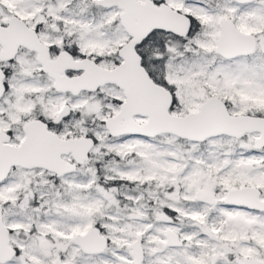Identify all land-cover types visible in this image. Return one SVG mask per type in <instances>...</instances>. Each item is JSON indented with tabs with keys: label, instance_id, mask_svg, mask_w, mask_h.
I'll list each match as a JSON object with an SVG mask.
<instances>
[{
	"label": "rangeland",
	"instance_id": "rangeland-1",
	"mask_svg": "<svg viewBox=\"0 0 264 264\" xmlns=\"http://www.w3.org/2000/svg\"><path fill=\"white\" fill-rule=\"evenodd\" d=\"M163 1L194 17L201 31L183 43L164 38L165 50L156 46L161 34L147 41L153 45L148 71L173 92L176 111L171 112L197 111L215 95L233 114L264 116V0ZM119 13L99 7L96 0H0V24L12 14L19 16L55 52L64 41L56 34L65 28L76 35L79 57L103 68L117 65L118 49L129 39ZM224 18L256 36L255 54L225 60L214 52ZM4 68L10 74L0 100V128L14 133L12 143L23 140L21 126L34 111L52 122L68 105L70 114L61 122L59 135L91 133L95 156L108 152L119 158L102 180L144 186L142 191L101 185L91 165L100 161L96 157L60 178L44 169L14 168L0 184V203L18 253L4 264H50L55 258L75 264H134L128 245L137 235L142 236V264H243L247 258H264V212L223 201L230 189L243 186L258 188L264 200V148L253 146L258 134L240 139L221 135L203 142H179L169 134L109 138L100 122L117 113L124 100L116 86L89 95L56 92L35 53L27 50H20ZM92 227L108 240L100 253H85L72 241ZM168 229L179 234L181 246L165 244ZM42 240L51 243L49 249L41 247Z\"/></svg>",
	"mask_w": 264,
	"mask_h": 264
},
{
	"label": "water",
	"instance_id": "water-1",
	"mask_svg": "<svg viewBox=\"0 0 264 264\" xmlns=\"http://www.w3.org/2000/svg\"><path fill=\"white\" fill-rule=\"evenodd\" d=\"M239 4L255 0H233ZM101 8L120 10L119 21L129 39L118 49L119 63L113 68H103L89 57H75L62 50L52 58L50 46L44 43L36 29L29 26L17 15H10L6 24H0V99L6 86L5 64L16 59L21 48L35 53L41 70L53 80L56 92L70 93L96 92L106 85H114L123 93L118 111L104 120V127L110 137L139 136L155 138L169 134L190 142H203L216 136H229L240 139L246 134L256 133L253 146L264 148V116L233 114L226 102L215 95L203 100L197 111L178 115L171 112L174 94L166 86L156 82L137 52L141 44L153 31H162L178 37H186L191 29L190 15L180 12L166 2L153 0H96ZM257 41L253 34L239 30L232 19L220 21V33L216 41L215 53L230 59L249 56L255 53ZM73 71L76 75H67ZM70 113L65 105L55 116L61 121ZM137 117L144 119L138 122ZM23 140L19 144L11 142L9 133L0 128V184L7 180L13 168H41L58 177L73 173L77 165L87 162L95 146L93 137L62 138L50 130L41 119H31L22 125ZM71 156L73 162L68 160ZM224 203L264 212L261 191L253 186L230 189ZM166 245L179 247L180 236L175 231H166ZM141 235L129 245L134 264H142L144 253ZM83 252L100 253L108 245V240L92 227L85 234L72 238ZM43 249H49L47 240L41 241ZM17 254L11 245L10 230L3 222L0 203V264L13 259ZM50 264H75L55 258ZM243 264H264L263 259H245Z\"/></svg>",
	"mask_w": 264,
	"mask_h": 264
},
{
	"label": "trees",
	"instance_id": "trees-1",
	"mask_svg": "<svg viewBox=\"0 0 264 264\" xmlns=\"http://www.w3.org/2000/svg\"><path fill=\"white\" fill-rule=\"evenodd\" d=\"M217 1H221V0H217ZM212 3H214V2H212ZM197 26H198L197 23H195V24L193 23V26L191 27L190 32H189V35L187 37L197 36V35H199L201 33L200 29L197 28ZM56 35H61L63 37V39H64L63 44L60 47V50H65V51L69 52L70 54H72L75 57L76 56L78 57L80 55L79 54L78 47H77V44H76V35L75 34L74 35H69L68 34V30H66L64 28V30L62 32H59ZM153 36H155V34H152L151 33L148 36V38L146 39V41L152 40L153 39ZM166 40H171L170 41L171 43L172 42L180 43L181 41H185L186 38H184V39L182 38L181 39V38H178V37L169 36V37H166ZM20 50H25V49L21 48ZM32 54H34V53L32 52ZM142 64L147 68V71H148L147 60H143L142 61ZM5 72H6L7 75L10 74L8 72V70H6V68H5ZM160 84H161V82H160ZM6 93L3 95V97L6 95ZM85 94L89 95L90 92H85ZM174 102H175V100H174ZM175 104L173 103V106L171 108V111L172 110L173 111H176V107L174 106ZM29 118L30 119H32V118H41V119H44V117H43V115H42V113L40 111H34V114L31 115ZM103 127H104V123L103 122H100V128H103ZM88 136H91L92 137L91 133ZM109 138H111V137L109 136ZM178 141L179 142H182V139H178ZM92 157L93 158L96 157L98 160H100L98 162H92L91 165H92V167H93V169H94V171L96 173V176L98 177V181L101 183V185H103V186H109V184H114V186H120V187H124V188L130 187V188H134V189H138V190H142V191L144 190V186H137L135 183H129L127 181H122V180L113 181V182H108L107 181L109 184L106 183V181H103L102 180V178L105 175L104 174V171H106V168L109 165L115 164L116 161L119 160V158L118 157H115L113 154L108 153V152H105V153H103L102 155H99V156H95V153L92 150V152L90 153L89 160L87 162H85V163H89L90 162V159Z\"/></svg>",
	"mask_w": 264,
	"mask_h": 264
},
{
	"label": "flooded vegetation",
	"instance_id": "flooded-vegetation-1",
	"mask_svg": "<svg viewBox=\"0 0 264 264\" xmlns=\"http://www.w3.org/2000/svg\"><path fill=\"white\" fill-rule=\"evenodd\" d=\"M155 3H159V2H164L163 0H153ZM191 17V20H192V25H191V27L193 26V23L195 24L196 23V19L194 18V17H192V16H190ZM190 32V31H189ZM152 34H157V33H159V34H161L162 35V37H163V39H162V37L158 40V44L156 45V46H158L159 48H160V50H165L166 49V47H165V45H164V38H166V37H169V36H174V37H178V36H175V35H172V34H167V33H164V32H162V31H153V32H151ZM150 33V34H151ZM149 34V35H150ZM252 34V33H251ZM188 35H189V33H188ZM187 35V36H188ZM254 35V34H253ZM186 36V37H187ZM219 36V35H218ZM255 36V35H254ZM186 37H184V38H186ZM148 38V37H147ZM178 38H181L182 39V37H178ZM183 38V39H184ZM218 38V37H217ZM255 38H256V36H255ZM217 41V40H216ZM256 41H257V38H256ZM180 43H183V41H181ZM147 46V47H146ZM153 45H150V44H148L147 43V41H146V39L141 43V44H139L138 46H137V52L139 53V55L141 56V58H142V61L143 60H149L150 58H151V55H152V53H153V50H152V47ZM257 46H258V44H257ZM256 50H257V48H256ZM50 51H51V57L52 58H54L56 55H57V53L58 52H60V51H62V50H59V51H57V52H55V51H53V49L51 48V46H50ZM214 52H215V49H214ZM256 52V51H255ZM53 54H55L54 56H53ZM255 54V53H254ZM218 55V54H217ZM253 55V54H252ZM220 56V55H219ZM249 56H251V55H249ZM77 57V56H76ZM79 57V56H78ZM222 59H225V60H232V59H235V58H238V57H248V56H237V57H235V58H230V59H226V58H223L222 56H220ZM119 63V62H118ZM117 63V64H118ZM4 68V67H3ZM146 68V67H145ZM147 69V68H146ZM6 73V72H5ZM150 73V72H149ZM77 73H75V72H73V71H67V75H76ZM151 75V74H150ZM152 77V76H151ZM7 78H8V75L6 74V79H5V81H4V83H5V86H6V91H5V93L7 92V90H8V84H7ZM153 78V77H152ZM154 79V78H153ZM155 80V79H154ZM53 81V80H52ZM156 82H158L157 80H155ZM158 83H160V82H158ZM162 85H164V86H166L164 83H161ZM167 87V86H166ZM168 88V87H167ZM169 89V88H168ZM4 93V94H5ZM81 93H85V92H81ZM80 93V94H81ZM70 94V93H69ZM1 100V99H0ZM174 100H175V98H174ZM227 104V103H226ZM228 106V105H227ZM70 114V113H69ZM69 116V115H68ZM66 118V117H65ZM32 119H41V118H32ZM55 117L53 118V120H52V122H46L44 119H41V120H43L44 122H46L47 123V125H48V128L50 129V130H52V131H54V132H56L57 134H59V132H57V131H59L60 130V128H62V124H61V122L63 121V119L61 120V121H59V122H55ZM29 120H31V119H29ZM28 121V120H27ZM26 122V121H25ZM24 122V123H25ZM23 123V124H24ZM22 124V125H23ZM4 131H6L7 133H9L10 134V136H11V142H12V139H14L13 138V132L11 131V130H4ZM21 131H22V126H21ZM87 137H91V136H87ZM20 142H18L17 141V144H19ZM65 158H67L68 160H70L71 162H73V160H72V157L71 156H67V157H65ZM78 167H81V165H77L76 166V169L78 168ZM18 168V167H17ZM14 169V168H13ZM12 169V170H13ZM39 169H41V168H39ZM76 171V170H75ZM12 172V171H11ZM11 174V173H10ZM9 174V175H10ZM53 174V173H52ZM53 175H55V174H53ZM56 177H58L57 175H55ZM9 177V176H8ZM60 178V177H59ZM8 179V178H7ZM5 182V181H4ZM2 184V183H1ZM10 233H11V231H10ZM166 235V234H165ZM138 236V235H137ZM136 236V237H137ZM142 237V236H141ZM166 238V237H165ZM48 241V240H47ZM135 241V240H134ZM133 241V242H134ZM49 242V241H48ZM133 242H131L130 244H132ZM50 243V242H49ZM40 244H41V242H40ZM129 244V245H130ZM141 244H142V248H143V243H142V238H141ZM166 244V243H165ZM129 245H128V247H129ZM50 246H51V243H50ZM130 249V248H129ZM17 250V253H18V249H16ZM131 250V249H130ZM143 253H144V249H143Z\"/></svg>",
	"mask_w": 264,
	"mask_h": 264
}]
</instances>
